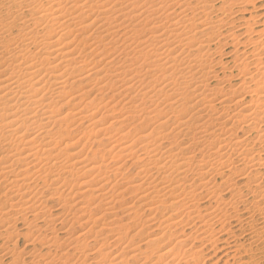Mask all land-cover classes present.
<instances>
[{
  "label": "bare ground",
  "instance_id": "bare-ground-1",
  "mask_svg": "<svg viewBox=\"0 0 264 264\" xmlns=\"http://www.w3.org/2000/svg\"><path fill=\"white\" fill-rule=\"evenodd\" d=\"M240 1L226 0L224 5L229 9V3L235 5ZM9 2L4 12H0V264H24L25 257L22 259V256L28 254L30 262L27 264H53L56 259L58 263L61 261L59 264H126L128 256L131 260L141 256L145 261L139 262L147 264L149 257L154 255V264H159L162 260L173 261L181 253L184 259L188 256L197 262L205 256L206 249L214 251V256L223 252L220 247L224 242L223 236L229 234L233 227L245 229L243 234L248 238L250 254L263 250L260 253L264 257V248L259 247L264 242V83L261 82L264 70H260L263 66L257 53L254 60L259 61L260 68L255 69V77L245 78L254 74L248 68L243 69L251 63L241 62L245 64L241 72L244 70L242 80L246 87L226 89L224 86L228 83L225 84L223 79L211 88L210 79L218 76L214 75L211 63L206 61H209L210 47H213L208 43L215 30L219 33L218 29L224 28L222 25L227 21L213 16L214 9L218 8L209 5L207 0ZM42 3L48 7L40 5ZM176 9L180 12L177 13ZM233 12H230L231 17L235 14ZM13 30L17 31L16 34ZM256 63L254 66H258ZM178 87L188 91V96L184 92L185 97L176 100ZM107 90L110 99L119 97L125 102L118 120L108 116L111 117L108 126L116 127L114 136L117 138L110 136L107 127L100 128L94 133L97 138L92 144L102 153L107 150L106 159H110L113 165L124 161L118 166L117 163L115 168L109 164L111 171L106 170L109 165L103 157L99 158L100 154H96L98 157L94 160L84 159L81 152L85 148L79 147V141H75V135L71 133L70 129L78 125L76 122L82 124L87 120L86 112L75 110L76 113L56 114L64 105L80 99L81 95L97 92L101 96ZM182 90L179 93H183ZM132 93L134 95L130 97ZM126 96L133 102L135 98L139 102L132 109L135 114L145 113L142 116L144 125L147 120L154 121L150 126L156 124L151 128L133 129V134V130H129L128 135L126 121L132 112L131 107L126 108ZM156 96L158 99L163 97L159 99L161 102L157 101V107L161 108H148L149 102L144 99ZM97 97L88 102L94 110L95 101L103 104L102 97ZM247 97L249 100L245 99ZM65 99L66 102H60ZM152 99L150 103H153ZM89 115L91 120L98 112ZM129 136L133 137L128 140ZM111 153L114 154L109 158ZM126 161L139 168L137 176L135 173L138 183L134 190L140 192L137 198L141 207L150 215L153 211L158 214L159 210L168 209L175 216L169 217L168 213L167 219L165 217L163 223L159 222L161 238H157L160 234L157 228L153 231L158 232L148 228L153 237L146 239L143 253L141 248L133 246L125 223L108 221L112 215L113 218L117 216L114 214L117 207H113V203L124 193L119 189L117 194L121 195L115 199V191L128 178L121 172ZM80 172L90 181L80 183L81 187L74 191L66 182ZM105 173L121 176L120 182L113 180L116 183L109 186L108 179L104 182L103 178L100 179L102 175L108 176ZM49 181L57 185L55 189L52 187L54 191L49 196L57 201L58 206L54 208L60 209L62 216L54 217L45 200L37 201L36 196L33 197L39 193L37 188ZM49 196L47 200H50ZM121 200L123 197L119 203ZM120 204V208L124 207L123 203V206ZM90 207L96 209L97 214L90 212ZM102 207L104 212L98 213ZM121 210L126 215V209ZM136 215L134 213L132 218L137 219ZM69 216L74 223H69ZM41 217L42 223L35 224ZM19 223L27 231L23 235L30 245L39 241L35 236L41 235L40 241L43 237L40 245L44 247V254L35 255L33 251L22 249L17 251L18 239L14 240L16 246L3 245L5 242L12 244L19 233L16 232V224ZM74 224L82 230L79 234L74 233ZM55 225L59 227V233ZM135 227L138 231L139 227ZM174 231L178 232V240L173 246L163 248L170 241H161L166 232L171 234ZM139 232H142L140 228ZM90 235L93 243L97 244L99 240L102 243L94 248L91 246L94 244L84 245L82 237ZM190 241L200 246L195 248L197 244L194 242L187 244ZM159 242L163 245L157 249ZM147 250H150V256L146 254ZM229 254L232 252L225 251L223 256L229 257ZM219 261L212 264H219ZM165 262L162 263L168 264Z\"/></svg>",
  "mask_w": 264,
  "mask_h": 264
},
{
  "label": "rangeland",
  "instance_id": "rangeland-1",
  "mask_svg": "<svg viewBox=\"0 0 264 264\" xmlns=\"http://www.w3.org/2000/svg\"><path fill=\"white\" fill-rule=\"evenodd\" d=\"M8 3H10L9 2V0H0V12L1 13H3L4 11L3 10H5L6 9V6H8L9 4H7V2ZM17 1H20V0H17ZM208 1V3H209V5H211V6H213L214 8H218V10L217 9H214V11H215V14L213 15L214 17H219V19H222V20H227V21H225V25L228 23L229 24V22L231 23V25L232 24H234V25H232V26H230V24H229V27H228V24L226 25V28H225V25L223 24L222 26L225 28H219L218 29V31H219V33H217V29L215 30V32L212 34V42L210 41V43H208V45H210V44H212V45H210V46H213V47H210L211 48V53H210V55L212 56H210V57H208V59H209V61L208 60H206L207 61V63L209 64V63H211V66L214 68V75L217 77V78H211L210 79V82H209V85L211 86V88H214V86H216V84H217V81L219 80H223L224 79V81H225V84L226 83H228V84H226L224 87L226 88V89H231V90H234V89H236V90H238V89H240L242 86H244V87H246V84H244V80H242L244 77H243V73H244V70L246 69L247 70V68L248 69H250V72H253V74L254 75H248V77H245L246 79H248L250 76H253V77H255V75H256V73L257 72H255V69L256 68H260V63H261V65L264 67V50H263V48H261V47H264V0H244V2H242V1H240V3H238L237 4V2H235V5H234V3H229L228 5H230L229 6V9L224 5V1H226V0H218V2L215 0V2H214V0H207ZM246 1H248V2H246ZM3 2V3H2ZM5 2V3H4ZM36 3H38V2H36ZM211 3V4H210ZM6 4V5H5ZM217 4V5H216ZM220 4V5H219ZM4 5V6H3ZM36 5V4H35ZM40 5H42L43 7H45V3H42V4H40ZM219 5V6H218ZM227 5V6H228ZM233 5V6H232ZM37 6H38V4H37ZM263 6V7H262ZM48 7V6H47ZM47 7H45V8H47ZM2 10V11H1ZM224 12H223V11ZM230 10V11H229ZM234 11L235 12V16L234 15H232V17H231V15H230V12H232V11ZM254 10V11H253ZM219 11L221 12V13H223V14H221V15H219L218 13H219ZM245 11H247V12H245ZM251 11V12H250ZM176 12L177 13H179L180 12V9H176ZM225 12H226V14H225ZM233 12V13H234ZM241 12V13H240ZM243 12V13H242ZM1 13H0V15H1ZM233 13H231V14H233ZM237 14V15H236ZM223 17H226V19L225 18H223ZM229 17H231V18H229ZM254 17V18H253ZM216 18H215V20H216ZM253 18V19H252ZM218 19V18H217ZM218 19V20H219ZM256 19V20H255ZM242 20H244V21H242ZM253 20V21H252ZM217 21V20H216ZM249 23V24H248ZM245 25V26H244ZM247 25V26H246ZM253 25V26H252ZM258 25V26H257ZM241 27V28H240ZM233 29V30H232ZM221 30V31H220ZM228 30H230L229 32H231V33H228ZM249 31V32H248ZM256 31H258V32H256ZM13 32V34H16V30H15V32H14V30L12 31ZM227 32V33H226ZM260 32V33H259ZM218 34L217 36L218 37H220V38H218L217 36H215V34ZM223 35V36H220L221 34ZM251 35H250V34ZM263 33V34H262ZM230 34H232V35H230ZM234 34L236 35V38H235V36H234ZM214 35V36H213ZM230 35V36H229ZM253 35V36H252ZM227 36H229V38L227 37ZM232 36H234V37H232ZM216 37V38H215ZM214 38H215V40H214ZM226 38L228 39V40H226ZM230 38H234L233 40L231 39L230 40ZM248 38V39H247ZM262 38V39H261ZM211 39V38H210ZM250 39H251V41H250ZM256 39H257V41H256ZM219 40V41H218ZM254 40V41H253ZM260 40H262L261 42H259ZM227 41V42H226ZM235 41V42H234ZM246 41V42H245ZM256 41V42H255ZM225 42V43H224ZM254 42V43H253ZM234 43V44H233ZM238 43H239V45H238ZM243 45H242V44ZM255 43H257V44H255ZM259 43H263L262 45H260ZM229 44V45H228ZM249 44V45H248ZM250 44H251V46H250ZM253 44H255V45H253ZM219 45V46H218ZM233 45V46H232ZM237 45V46H236ZM216 46V47H215ZM217 48V49H216ZM214 50V51H213ZM220 52L219 54L218 53H216V52ZM228 53V54H227ZM257 53H259V55H260V59H261V61H260V63H259V61H257V60H254V55H256ZM261 53V54H260ZM214 54V55H213ZM216 55V56H215ZM223 55V56H222ZM263 56V57H262ZM223 58V59H222ZM246 58V60H243V59H245ZM220 59H222V60H220ZM234 59H236V60H234ZM240 60V61H239ZM242 60V61H241ZM250 60V61H249ZM215 63H214V62ZM235 61V62H234ZM249 62V63H251V68H250V66L248 65V67L246 66V68H243L244 67V65L245 64H242L243 62L245 63V62ZM259 63L258 64V66H254V63ZM242 62V63H241ZM246 62V63H247ZM252 62H254L253 63V66L255 67H253L252 66ZM239 63H240V65H239ZM257 63L255 64V65H257ZM217 64V65H216ZM237 65V66H236ZM225 66V67H224ZM261 66V67H262ZM134 67H136V66H134ZM263 67H262V69H260L261 71L262 70H264L263 69ZM221 68H223L224 69V72H221V71H223V69H221ZM239 68V69H238ZM241 68H243L244 70H242V72H241ZM230 69V70H229ZM254 69V71H252V70ZM239 70V71H238ZM232 72V73H231ZM255 72V73H254ZM241 73H242V76H241ZM223 74V75H222ZM225 74V75H224ZM231 74V75H230ZM239 74V75H238ZM262 74L264 75V71H262ZM233 75V76H232ZM258 75V74H257ZM239 76V77H238ZM160 77V76H159ZM228 77V78H227ZM226 78V79H225ZM232 78V79H231ZM238 78V79H237ZM259 78H260V76H259ZM264 76H262V79L261 80H263V81H261V82H263L264 83ZM159 79V78H158ZM160 79H161V77H160ZM159 79V80H160ZM256 79V78H255ZM254 79V80H255ZM258 80V79H257ZM241 81H242V83H241ZM239 83H240V85H239ZM251 84H252V82H250ZM250 84V85H251ZM238 86V87H237ZM247 86H249V85H247ZM254 86V85H253ZM230 87V88H229ZM179 88V87H178ZM233 88V89H232ZM180 89V90H179ZM178 89V94L180 95H178L177 94V92H176V95L179 97H177L176 96V100L178 99H181V97L183 98V97H185V96H188V91L187 92H185L186 90H184V88H179ZM183 89V90H182ZM73 90H75V89H73ZM181 90H182V92L183 93H179V92H181ZM107 92H108V90L107 91H104V93L103 94H101V96L100 95H97V92H93V93H91V94H88V96H86V95H81V97H80V99H78V100H80V101H78V100H75L72 104H68V105H64V107H61L60 108V110L59 111H57V113L56 114H60V113H65V114H69V113H72V112H75L76 113V111H78V110H80L84 115H85V117H86V119L87 120H84V122H82V124L80 123V122H76L75 124H78L77 126H79V127H72L70 130H71V133L73 134V136L75 135V141L77 140V141H79V147L80 148H85L84 150L83 149H81V153H83V158L84 159H90V160H94V158H96L97 159V157L98 156H96V154H100L99 156V158H101V157H103V160L105 159V163H107V165H111V167L112 166H114V168L116 167V164L118 163V162H116V163H114V165H113V163L111 162V160L110 159H106V157L108 158V156H106V155H108V153H107V150H105L104 151V153H102V151L100 150V149H98L97 147H95V145L94 144H92V142L95 140V138H97L96 136H95V132H97L96 130H98V129H102V128H105V127H107L106 129H108V133H110V136H114L115 135V130L114 129H116V127L114 128V127H111V128H113L112 130H111V128L108 126V124H109V121L111 120V119H115V120H118L120 117H119V113H120V109L121 108H123L124 106H123V104L125 105V102L123 101V99L122 98H119V97H116V98H118V99H116V98H114L113 100L112 99H110L109 97H110V95H109V93L107 94ZM137 92V91H136ZM187 94H185V93ZM73 93V92H72ZM76 93L77 94H80V92L78 91H76ZM134 93H135V91H134ZM134 93H132L131 95H130V97H132L133 95H134ZM74 94V93H73ZM136 94V93H135ZM184 94H185V96H184ZM95 95H97V96H99V97H102V101H103V104L102 103H99L100 101L98 100V101H95L96 102V105H94L95 106V110H94V107L92 106V107H89V105L91 104H89L88 102H90L91 100H93L94 98H97L98 99V97L97 96H95ZM84 96V97H83ZM95 96V97H94ZM90 97V98H89ZM93 97V98H92ZM68 98H69V96L67 97V100H68ZM92 98V99H91ZM149 97H146V99H144L146 102H149V103H147V106H148V108H150V109H160L161 107H157L158 106V104H157V101H160L162 98L160 97L159 99H158V97L156 96L155 98H151L153 101V103H150L151 102V99L149 98ZM248 98H250V97H247V98H245V99H247V100H249ZM84 101H83V100ZM85 99H86V101H85ZM104 99V100H103ZM108 99H110V100H108ZM119 99L121 100V101H119ZM157 99V100H156ZM66 99L65 100H62V101H60V102H66L67 101ZM128 100V101H127ZM135 101L133 102V100L130 98L129 99V96H126V108H130L131 107V109H132V107H134L135 105H137L139 102L136 100V98L134 99ZM105 101V102H104ZM110 101V102H109ZM117 101L119 102L118 104H117ZM137 101V102H136ZM84 102V103H83ZM112 102V103H111ZM122 102H124V103H122ZM155 102V103H154ZM161 102V101H160ZM76 103V104H75ZM135 103V104H134ZM75 104V105H74ZM78 104V106H76ZM86 106H85V105ZM88 104V105H87ZM108 104H110V105H108ZM80 105H81V107H80ZM100 107H99V106ZM103 105V106H102ZM105 105V106H104ZM142 105V104H141ZM140 105V106H141ZM156 105V106H155ZM65 106H67V107H65ZM75 107H77V109H75ZM85 109H84V108ZM89 109H88V108ZM98 109H97V108ZM103 107V108H102ZM107 107V108H106ZM110 107H112V108H110ZM142 107H143V105H142ZM72 108V109H71ZM74 108V109H73ZM80 108V109H79ZM87 108V109H86ZM110 108V109H109ZM91 109H92V111H91ZM100 109V110H99ZM117 109H118V111H117ZM130 109V111L132 112V115L130 114L129 115V117L127 118L128 119V121H126V129L129 131V130H133V129H139L140 127L141 128H144L145 126L146 127H149V128H151V126H154L155 124H156V122L153 124V125H151L150 126V124H152L154 121H152V122H149L148 120H147V124L145 123V125L143 124L144 123V120L145 119H143L142 118V116L143 115H145V113H138L137 112V114L139 115V114H142V115H137V114H135L136 112L134 111V109H132L131 110ZM76 110V111H75ZM90 110V111H89ZM69 111V112H68ZM94 111H96V112H98V115H96L95 117H91V120H90V118H88V117H90L91 115H89V114H91V113H93ZM114 111V113H112ZM117 111V112H116ZM88 112V113H87ZM116 112V113H115ZM133 112H135V113H133ZM102 113H104V114H102ZM101 114V115H100ZM61 116V115H60ZM102 116V117H101ZM108 116H112L113 118H111V117H108ZM116 116H117V118H116ZM121 116V115H120ZM138 117V118H137ZM144 117V116H143ZM92 118H93V120H92ZM100 118V119H99ZM111 118V119H110ZM131 120H132V122H131ZM142 120V121H141ZM107 122V123H106ZM143 122V123H142ZM92 123V124H91ZM103 123H104V125H103ZM90 124H91V126H90ZM93 124H95L94 126H93ZM89 125V126H88ZM129 125V126H128ZM83 126V127H82ZM87 126V127H86ZM133 126H135V127H133ZM131 127V128H130ZM139 127V128H138ZM76 130V132H74L73 133V131H75ZM110 129V130H109ZM135 130H133L132 132L131 131H129L128 132V135H129V133L131 132V134H133V133H135L134 131ZM89 131V132H88ZM110 131V132H109ZM87 132V133H86ZM78 133V134H77ZM89 133V134H88ZM107 133V134H108ZM130 134V135H131ZM86 136L85 138L83 137V136ZM77 136V137H76ZM82 136V137H81ZM98 136V135H97ZM79 137V138H78ZM133 137V136H132ZM131 136H129L127 139L129 140L130 138H132ZM78 138V139H77ZM81 138V139H80ZM107 138V136L106 137H104V140ZM114 138L116 139L117 138V136H114ZM83 139V140H82ZM89 139V140H88ZM126 139V140H127ZM81 144V145H80ZM84 147H83V146ZM82 146V147H81ZM96 149V150H95ZM98 150V151H97ZM101 151V153H102V155L103 156H101V153H99L100 151ZM97 153H96V152ZM93 152H95L94 153V155H95V157H94V155L92 154ZM89 153V154H88ZM115 153V152H114ZM114 153H111V154H109V158H111V156L110 155H113ZM90 154L92 155L91 156V158H89L90 157ZM106 154V155H105ZM86 156H88L87 158H86ZM93 157V158H92ZM99 160H102V159H99ZM110 160V161H109ZM122 162H124V161H121V162H119L118 164H117V166L121 163L122 164ZM110 165H109V167H110ZM108 167V169H106V170H108V171H111V167L109 168ZM135 166H132L131 164H130V162L129 161H126V165L123 167V170L121 171L125 176H126V178H127V180L126 179H124V182L122 183V185H121V187L120 188H118L116 191H115V199H117V197L116 196H118V194H119V196H118V198L120 197V195H121V193H118L117 194V191H119V189H120V192L121 191H123L124 193H122V195L123 194H125L124 196H122L121 195V198L123 197V199L124 200H121V204L119 203V201H120V199L121 198H119V199H117L116 201H117V203H116V201L113 203L114 205H113V207L115 206V207H117L118 208V211H117V208H116V211H115V208H114V214H116L117 216L116 217H114L113 218V215L108 219V221L109 222H111V223H115V224H124V225H126V233L128 234V236H129V238H131L132 239V244H133V246L135 247L136 246V248H141L140 250L142 251V253H143V251H145V242H146V239L147 240H149L150 238L149 237H153L152 235H150V232L151 231H153V228H157L158 229V231H159V233L160 234H158V236H157V238H161L160 237V235L162 236V234H161V232H160V226H161V224L159 225V222L160 223H163V221L165 220L164 218L166 217V219H167V216H173V217H175L174 216V214H173V211L171 212L170 210H168L167 209V211H162L161 210V212H160V210H159V212H158V214H156L157 212H155L154 213V211L152 212L153 214L152 215H150L149 214V212H147V211H145V209H143L142 207H141V203L139 202V200H138V198L137 197H139V195H140V192L139 191H137V190H134V187H135V185H136V183H138V178H136V176H137V171L139 170V168H137V167H135ZM114 168H112V169H114ZM124 169H127V170H124ZM138 169V170H137ZM136 170V171H135ZM135 173H136V176H135ZM81 172L79 173V174H77L78 176H80V177H77V175L75 176V177H73V178H71L72 179V181H70L71 179H68V181L66 182V184H67V186L70 184V186H68V187H71V188H73L74 189V191H75V189L76 188H78V187H81L80 186V183H82V182H89L90 181V179H88V181H87V177L85 178L84 176H81ZM102 175V174H101ZM101 175L99 176V177H97V179H99L100 177H101ZM106 175H108V173L106 174L105 173V176ZM128 175V176H127ZM108 177V178H107ZM106 178L105 177H103V175H102V177L100 178V179H102L103 178V182H104V180L106 181V179H108L106 182H107V184L109 185V186H112V184L113 183H116L115 181H113V180H116L117 181V179H118V181L120 182V180H119V178L121 177V176H116V177H113L112 175L110 176V174L107 176ZM111 179H110V178ZM135 177V178H134ZM74 178H76V179H74ZM113 178V179H112ZM135 179V180H134ZM85 180V181H84ZM126 180V181H125ZM129 181V182H128ZM134 181V182H133ZM109 182V183H108ZM131 182V183H130ZM125 183V184H124ZM128 183H129V185H128ZM134 183V184H133ZM219 183V181H217V184ZM48 186H47V185ZM43 187H41L40 186V188L41 189H43V191L40 189V188H37V192H39V193H37V195L35 194V195H33V197L34 196H36L35 198V200H37V201H43L44 202V200H45V202L44 203H46L45 205L47 206V208L48 209H50L49 211L52 213L51 215H53L54 217H57V215L58 216H62L61 214H62V211L60 210V209H57V207L56 208H54L55 206H58V203H57V201H55V199H52L53 198V196H52V198L49 196L50 194V192L52 193V191H54V189L56 188V186L57 185H55V184H52V182L50 183V181H49V183L47 182ZM52 184V186H49V185H51ZM72 184V185H71ZM77 184V185H76ZM106 184V183H105ZM47 186V187H46ZM75 186V187H74ZM133 186V187H132ZM50 187V188H49ZM54 189H53V188ZM126 187V188H125ZM132 187V188H131ZM47 188V189H46ZM123 188V189H122ZM39 189V190H38ZM46 189V190H45ZM124 189L126 190V192L124 191ZM136 189V188H135ZM42 191V194H41V191ZM50 190V191H49ZM134 190V191H133ZM48 191V192H47ZM73 191V192H74ZM130 191V192H129ZM44 192H47V193H45L44 194ZM40 196V197H39ZM42 196H45V197H42ZM49 196V199L50 200H47L48 197ZM125 197V198H124ZM39 198H42V199H39ZM68 198H72V197H70V196H68ZM69 200V199H68ZM47 201H49V202H47ZM55 201V202H54ZM123 201V202H122ZM51 203V204H50ZM115 203H116V205H115ZM122 203H123V205H124V207H119V204H120V206H123L122 205ZM138 203H140V205L138 204ZM55 204V205H54ZM57 204V205H56ZM118 205V206H117ZM125 205H126V207H125ZM129 207H130V210H129ZM53 208V209H52ZM92 210H90V212H94V214L96 213L97 214V210L96 209H93V207H90ZM120 208V209H119ZM121 209H126V215H125V211L124 210H121ZM141 209V210H140ZM96 210V211H95ZM121 212H120V211ZM101 211H103L104 212V207H102V208H100V210H98V213H100ZM139 211V212H138ZM144 211H145V213H144ZM47 212H48V210H47ZM59 212H61V214L59 213ZM92 212V213H93ZM118 214H117V213ZM119 212H120V214H119ZM123 212V213H122ZM127 212H130V215H128L127 214ZM141 212V213H140ZM134 213H137V215H136V218L137 219H133L132 217H133V215H134ZM144 215H143V214ZM171 214V215H169V214ZM64 214V213H63ZM102 214V213H101ZM122 214V215H121ZM123 214L125 215V217L123 216ZM140 216H139V215ZM146 214V215H145ZM148 214V215H147ZM168 214V215H167ZM143 215V216H142ZM167 215V216H166ZM123 216V217H122ZM138 216V217H137ZM142 216V217H141ZM149 216V217H148ZM52 217V216H51ZM154 217V218H153ZM168 217V218H169ZM53 218V217H52ZM69 218H70V221H69V223H74V219L73 218H71L70 216H69ZM42 217L39 219V220H36L37 222H34L35 224H37V225H39V224H41L42 223ZM116 220V221H113V220ZM117 219H119V221L117 220ZM140 219V220H139ZM156 219V220H155ZM121 220V221H120ZM131 220V221H130ZM134 220V221H133ZM143 220H145L144 222H143ZM151 221L150 223L151 224H153V226L151 225V226H149L150 225V223H147V221ZM154 220H155V223H152V221L154 222ZM38 221H39V223H38ZM113 221V222H112ZM130 221V222H129ZM116 222H118V223H116ZM147 224H146V223ZM157 222H158V224H157ZM139 225H138V224ZM145 224L146 225H148V226H145ZM76 224H74V226H75ZM136 226L135 228H140V231H142V232H139V228H138V231H136L137 229H134V226ZM54 226V225H53ZM144 228H143V227ZM157 226H159V228L157 227ZM78 224L75 226V228H76V230L74 231V233L76 234H79L78 232L79 231H82V230H79L78 228ZM130 227V228H129ZM132 227V228H131ZM56 230H57V232L59 231L58 230V226L57 225H55V227H54ZM129 228V229H128ZM151 229V231L149 230V229ZM162 228V227H161ZM127 229H128V231H127ZM144 229V230H143ZM154 229V230H155ZM16 232L18 233H21V234H19L18 233V235L17 236H19V238L16 236L13 240H12V244L11 243H8V244H6L7 242H5V243H3V245L5 246V245H7L8 247H11V246H14L17 242H15V241H17L16 239H18V245H17V247L16 248H19V250L17 249V251H22V250H24L25 252H30L31 253V251H33L32 253L34 254V252H35V255L36 254H38V253H45V250L43 249L44 247H43V245L41 244L40 245V243H41V241H42V239H43V237H41L42 239H41V241H40V236H35L34 238H37L36 239V241L37 240H39L38 242H36L35 243V241H34V243L35 244H33V242L31 243V245L29 244L30 243V241H25V237L26 236H24L23 234H25L27 231L26 230H24V227L22 226V224L21 223H19V224H16ZM146 230V231H145ZM242 230V231H241ZM26 231V232H25ZM135 231V232H134ZM157 230H155V231H153V232H158ZM182 231V230H181ZM232 231H234V233L232 232ZM244 231H245V229H240L239 227H233L232 229H231V232L229 233V234H227V235H224L222 238H223V240L222 241H224L223 243H222V245L220 246L221 248H223L224 250H223V252H221V253H217L215 256H214V251H212V250H210V249H206L205 250V256H203V258H201L202 260H204V261H206V262H204V261H202L201 259L200 260H197V262H204V264H212V263H214L215 261H219V264H225L224 263V261H226V262H228V264H264V257H263V254H261L260 252H262L263 250H261V251H258L260 254H258V252L257 253H255V252H252L251 254H250V251H248V238H247V236H244ZM134 232V233H133ZM138 234H137V233ZM144 232V233H143ZM148 232H149V234H148ZM169 232H172V230L171 231H169ZM169 232H166L167 233V235H166V237H164L161 241H163L164 239L165 240H167V239H169L170 241H168L167 243H166V245L163 247V248H168V247H170V246H173L174 244H175V242L178 240V238H177V236H178V232L176 231V233H175V231L173 232V233H171V234H169ZM59 233V232H58ZM141 234V236H139L140 234ZM152 233V232H151ZM27 234V233H26ZM25 234V235H26ZM48 234V233H47ZM135 234V235H134ZM148 234V236H146ZM169 234V235H168ZM173 234V236H171ZM20 235H23L22 237L20 236ZM132 235V236H131ZM136 235H138V237H136L135 238V236ZM142 235H144V236H142ZM42 236H44V235H42ZM171 236V237H170ZM243 236V237H242ZM140 237V238H139ZM168 237V238H167ZM177 239H176V238ZM241 237V238H240ZM25 238V239H24ZM83 239V241L81 240V242H84V245H91V244H94V245H91L92 246V248H94V247H96V246H98V245H100L101 243H102V241L101 240H99L98 242H97V244L96 243H93V241H91L92 239H91V235H90V237L89 236H87V238H86V236H83L82 237ZM128 238V239H129ZM156 238V237H155ZM171 238V239H170ZM240 238V239H239ZM20 239V240H19ZM226 239V240H225ZM15 240V241H14ZM127 240V239H126ZM130 240V239H129ZM145 240V241H144ZM163 241V242H166V241ZM128 241V240H127ZM126 241V242H127ZM26 242H28V243H26ZM143 242V243H142ZM194 242V245L195 244H197V245H195V248H197L198 246H200L198 243H196L195 241H190V242H188L187 244H192V243ZM14 243V244H13ZM25 243H26V245H25ZM10 244V245H9ZM23 244V245H22ZM139 244V245H138ZM142 246H141V245ZM225 244V245H224ZM29 247H28V246ZM161 245H163V243L162 242H159V244L158 245H156V248L157 249H159V247L161 246ZM264 242H262V243H260V245H259V247L260 248H264ZM16 246V245H15ZM28 248H27V247ZM34 246V247H33ZM141 246V247H140ZM225 248H224V247ZM230 248H229V247ZM24 247H25V249H24ZM236 247V248H235ZM34 250H33V249ZM41 248H42V250H41ZM186 247H184V251L186 250L185 249ZM238 248V249H237ZM22 249V250H21ZM36 249H37V251L38 252H36ZM226 249V250H225ZM241 249V250H240ZM247 249V250H246ZM28 250V251H27ZM236 250H238V251H236ZM148 252L146 253V254H149V256L151 255L150 254V250H147ZM232 252V254H229V257H225V256H223V254H224V252ZM248 251V252H247ZM145 254V253H144ZM28 255H30V254H28ZM28 255H26V256H22V259L24 260V264H27V262H28V260H29V256ZM181 255H182V253H181ZM181 255H180V257L178 256V257H176L173 261H169L168 259V261L167 260H165L166 262H168V264H196L197 262L196 261H192V257H188L187 255H189V254H186L185 256H187V257H185V259L183 258V257H181ZM234 255V256H233ZM243 255V256H242ZM261 255V256H260ZM127 256H128V254H127ZM131 256V255H130ZM155 256V255H154ZM154 256L152 257V256H150L149 257V261H147V264H152V262H153V264L155 263V260H156V256H155V258H154ZM223 256V257H222ZM259 256H260V258H259ZM138 257H139V259H138ZM212 259H211V258ZM231 257V258H230ZM263 257V258H262ZM128 258H129V256H128ZM126 259L127 260V263L126 264H134L135 263V261L136 262H138L137 264H142V263H140L139 262V260H141V262H144L145 260H142L141 258V256H137L136 257V260H135V258H134V260H133V258H132V260H131V258L130 259ZM182 258V259H181ZM190 258V259H189ZM207 258H209L210 259V261H209V259H207ZM220 258V259H219ZM235 258V259H234ZM143 259H144V257H143ZM155 259V260H154ZM180 259V260H179ZM183 259H184V262H183ZM207 259V260H206ZM228 261H227V260ZM234 259V260H233ZM58 259H56V262H55V260L53 261V262H55V263H53V264H59L58 262ZM152 261V262H151ZM165 261H161L159 264H161L162 262L164 263ZM30 262V261H29ZM28 262V263H29ZM165 262V263H166ZM173 262V263H172ZM180 262V263H179ZM241 262V263H240ZM162 263V264H163ZM136 264V263H135Z\"/></svg>",
  "mask_w": 264,
  "mask_h": 264
}]
</instances>
